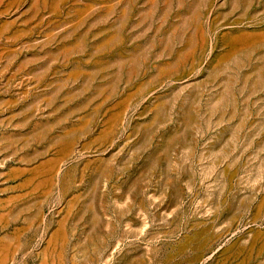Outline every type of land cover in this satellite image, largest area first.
I'll return each mask as SVG.
<instances>
[{"label":"rangeland","instance_id":"374dc122","mask_svg":"<svg viewBox=\"0 0 264 264\" xmlns=\"http://www.w3.org/2000/svg\"><path fill=\"white\" fill-rule=\"evenodd\" d=\"M0 264H264V0H0Z\"/></svg>","mask_w":264,"mask_h":264}]
</instances>
